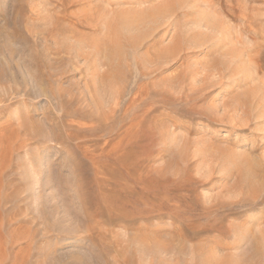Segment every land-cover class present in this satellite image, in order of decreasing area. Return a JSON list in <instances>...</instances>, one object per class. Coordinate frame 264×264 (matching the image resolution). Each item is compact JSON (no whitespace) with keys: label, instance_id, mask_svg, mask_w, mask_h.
Wrapping results in <instances>:
<instances>
[{"label":"rangeland","instance_id":"374dc122","mask_svg":"<svg viewBox=\"0 0 264 264\" xmlns=\"http://www.w3.org/2000/svg\"><path fill=\"white\" fill-rule=\"evenodd\" d=\"M90 1L67 8L93 29L84 52L112 14L86 16ZM192 1L151 49L181 30L208 40L169 64H120L151 95L122 114L118 143V114L110 129L89 115L97 81L85 78L104 66L65 53L36 64L54 41L33 48L27 30L61 1L0 0V264H264V0Z\"/></svg>","mask_w":264,"mask_h":264},{"label":"bare ground","instance_id":"6f19581e","mask_svg":"<svg viewBox=\"0 0 264 264\" xmlns=\"http://www.w3.org/2000/svg\"><path fill=\"white\" fill-rule=\"evenodd\" d=\"M60 1H61L60 5L57 6L58 10L55 9L56 12H54L55 10L53 9L54 15L52 14V16H53V18L55 16V20H53L51 18H49V20H48V18H46L47 23H42L39 27H37L36 29H33L31 31L27 30L29 32L30 38L32 39L31 46L33 48H35L36 45H38L34 41V38L36 36H39V37L43 36V38H44V37H46L47 34H49L51 36L50 39L55 42V43L53 42V44H52V46H54V48L52 47L51 54L49 53V56H48V54L43 55V57H41V60H39V59L37 60L36 64H41L42 67L47 68L48 66H50L49 63H51V58L53 57V55L65 53L68 55V58H71L72 62L71 61L70 62L72 63V65H73V61H75V59H77L78 57H83L84 59L82 61L83 62L85 61L84 63L87 65L93 61L94 65L99 64V66H101V67L104 66V69H103V67L102 68L100 67L101 68L100 72L93 69L94 71H90L91 73L88 74V78H85V81L87 83H89L91 81V79H93V80L96 79V81H97L96 84L92 85L91 89L88 92V94L93 98V105L91 108L92 110L89 111V115L93 117L92 119H94V117L97 119H100L99 125H100V127L102 125V127H101L102 129H110L111 125L113 126L115 123L112 120L113 116L115 114H118L116 118L118 121L117 124H119L118 125L119 129L117 130L115 136L112 137V139L114 138L116 141H118V143H121V141L123 142L125 140L128 141L127 134L131 128H128L129 129L128 131L124 130V124H123L124 117L122 116V114H126V112L128 113L132 109L140 108L141 107V101H143L145 98V97L142 98V96L150 94V93H149V91H147L148 85H146L145 82L141 81V83L138 84L137 81L135 79L132 80L129 77V75L124 77L121 74L122 70L120 69L119 66H120V64H128V65L129 64H135L139 70V66L140 65L142 66V64H147V65H149V64H157V65L158 64H169L171 61L175 60L176 58H179L178 56L180 55L181 52H183V50H186L187 47L190 48V46H185V43H187V42L201 43L202 41L208 40L207 36H201L195 40L194 36H188L187 34H183L184 33L183 30H181L182 34L179 32L173 38V41L171 44L164 46V47H161L159 50L152 51V49H151L155 43V40H159V38H162L168 32V31H165L166 28L172 27V26L174 27L175 23L180 20V14H182V15L187 14L186 9H188L189 3L193 2V1L192 0H159V2L152 3L150 5L142 6L143 5L142 3L144 1L146 2V0H110V1H112V3H110V4H113L114 6L116 5V8H113L114 6L112 7L111 5L110 6L112 8H110V7L107 8L106 5L102 6V5H104L103 3H102V5L99 4V2L102 0H100L99 2H94L96 0H94V1L89 0L90 1L89 6H91L92 9L94 8L93 10L96 11L97 13L93 12V10L90 9L91 10L90 12H89V10H88V12L87 11L85 12L86 16H90L93 18L99 14L101 15L103 12H107L106 14L104 13L107 16H108L109 12H112V14L110 17H108V23H107L106 28L108 29L109 33L106 32V34H105V36L106 35L107 36L106 37L104 36V38L101 39L99 42L91 41L90 44L88 43V46L90 47V51H85V52H84L85 49L84 50H82V49H83V41H84L86 33H84L81 30H88V29L93 30V29H92V27L87 26V24L85 23L87 20L86 17H85V19H83V18H80L78 16V14L72 15L70 13L69 14L67 13V8H68V5L70 4L69 2H71L73 0H67V1L66 0H60ZM119 1L121 2V4ZM155 1H157V0H155ZM103 2H105V1L103 0ZM123 3L125 4V5H123V7L117 6L119 4L122 5ZM147 3H150V1L146 2V4ZM126 4H127V6H126ZM219 5H220V3H219ZM209 6H211V4ZM81 8L82 7H80L79 9H81ZM214 9L215 8H213V10ZM99 10H102L103 12L101 13V11L99 12ZM51 12H52V10L50 11V15H51ZM39 14L40 13H37L35 18L36 17L39 18V16L41 15V14L40 15ZM43 14L45 15L46 12H43ZM42 15H41V18H44V15L43 16ZM105 15H104V17H105ZM45 16L49 17L48 15H45ZM56 20H58V21H56ZM59 20H62V22H60ZM185 20L186 19L183 18V21H185ZM197 20H201V19H197ZM34 21H35V19H34ZM106 21H107V19L105 21H102L104 26L106 24ZM192 21H194V20H192ZM161 26L165 27V29L162 31V35L160 37H157V39H154L155 37H152L154 34V31ZM209 26H211V28H214V27H212V25H209ZM99 27L103 29L102 26H99ZM96 29H98V28H96ZM214 29H216V28H214ZM52 34H56V37H54ZM32 37H34V38H32ZM52 37H54V39ZM40 38H42V37H40ZM58 38H60V40H58ZM208 38H211V37H208ZM42 40L43 39H41V41ZM37 43H40V42H37ZM39 46H40V44H39ZM85 48H86V44H85ZM48 49L50 50L51 48L48 47ZM227 52L228 51H225V50L221 51V53H227ZM226 55H228V53ZM33 57L34 56H32V58ZM221 57H222V55H221ZM221 57H219V55H218L216 58L213 59L211 64H217V65L224 64L225 62ZM223 58H224V56H223ZM26 59H28V56ZM230 59H231V57H230ZM66 60H67V58H66ZM231 60H233V59H231ZM31 63L34 64V62L31 60V58H29L28 64H31ZM95 67H97V66H95ZM88 68H90V67H88ZM98 69H99V67H98ZM85 72H86V70H85ZM34 73L35 72H33V74ZM25 76H27V75H25ZM31 76H32V74H31ZM48 76L53 77L55 80H57L58 77L59 78L62 77V75L59 76L57 74H51V73H49ZM51 77H49V78H51ZM24 80H26V79L23 78V81ZM30 80H31V78H30ZM235 80L236 79H234V81ZM13 82H15V81H13ZM31 82H32V80H31ZM68 82H69V79H68ZM155 85H157V83ZM164 85H166V84H164ZM204 85L205 84H203L202 86H204ZM13 86H14V84H13ZM162 86H163V84H162ZM175 86H178V85L175 84ZM21 87H22V85H21ZM156 87H158V86H156ZM31 89H33V88H31ZM160 89L161 88L159 86L158 91ZM173 89H174V87H173ZM65 90L66 89H64L63 91H65ZM59 91H62V90H59ZM10 93H12V92H10ZM23 94H25V93H23ZM12 95H14V94H12ZM66 97H67V95H66ZM51 98H52V96H51ZM71 98H72V96H71ZM77 99L78 98H76V100ZM51 100H53V99H51ZM82 100H83V98H82ZM90 103H89V105H90ZM79 104H81V103H79ZM18 111H20V110H18ZM147 112H148V110H147ZM68 123H71V122H68ZM73 124H75V123L73 122ZM81 124H83V123H81ZM80 127H81V125H80ZM95 128L99 129L98 126L97 127L94 126V129ZM107 142L108 141H106V143ZM113 145H115V144H113ZM114 147H116V146H114ZM117 148H118V146H117ZM113 150H115V149H113ZM113 150L111 152H113ZM111 152L109 151V153H111Z\"/></svg>","mask_w":264,"mask_h":264}]
</instances>
